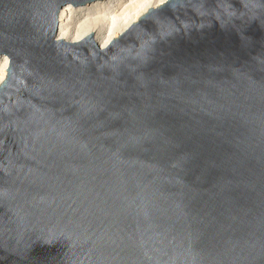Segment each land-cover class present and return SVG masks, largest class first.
Instances as JSON below:
<instances>
[{
	"label": "water",
	"instance_id": "obj_1",
	"mask_svg": "<svg viewBox=\"0 0 264 264\" xmlns=\"http://www.w3.org/2000/svg\"><path fill=\"white\" fill-rule=\"evenodd\" d=\"M0 0V264H264V0H168L108 47Z\"/></svg>",
	"mask_w": 264,
	"mask_h": 264
},
{
	"label": "bare ground",
	"instance_id": "obj_2",
	"mask_svg": "<svg viewBox=\"0 0 264 264\" xmlns=\"http://www.w3.org/2000/svg\"><path fill=\"white\" fill-rule=\"evenodd\" d=\"M168 0H96L73 8L62 6L56 15L54 41L77 43L93 34L98 50L108 47L133 24L148 13L159 9ZM9 60L0 57V84L7 78Z\"/></svg>",
	"mask_w": 264,
	"mask_h": 264
}]
</instances>
